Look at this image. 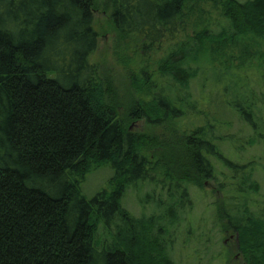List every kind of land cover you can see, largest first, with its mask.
Here are the masks:
<instances>
[{
    "label": "trees",
    "instance_id": "trees-1",
    "mask_svg": "<svg viewBox=\"0 0 264 264\" xmlns=\"http://www.w3.org/2000/svg\"><path fill=\"white\" fill-rule=\"evenodd\" d=\"M109 28L123 93L90 60ZM263 37L264 0H0V264H175L160 240L165 218L135 216L122 198L153 183L189 200L188 187L204 189L218 164L231 173L217 185L229 195L215 201L221 232H234L245 264H264L255 168L221 154L201 110L205 72H239L257 55L254 71ZM186 116L198 125L184 129ZM102 167L113 170L110 189L88 199L81 184ZM111 226L110 242L100 240Z\"/></svg>",
    "mask_w": 264,
    "mask_h": 264
},
{
    "label": "rangeland",
    "instance_id": "rangeland-1",
    "mask_svg": "<svg viewBox=\"0 0 264 264\" xmlns=\"http://www.w3.org/2000/svg\"><path fill=\"white\" fill-rule=\"evenodd\" d=\"M206 8L210 11L213 22L222 21L209 5H206ZM95 15V28L99 31L107 27L101 26L106 24L107 16L104 11H96ZM100 32L96 50L90 60L109 67L120 92L123 93L125 70L113 55V30L109 28ZM256 44V50L259 48L258 51L263 52L264 37L259 38ZM232 54L237 57L239 51L234 49ZM156 56L158 55L153 58ZM238 62L237 59L233 60L234 65ZM257 62V55H254L245 68H235L239 72L230 69H221L214 73L211 70L206 71L203 80L207 88H204L206 94L201 103V110L204 112L205 122L214 130L221 154L235 164H248L247 167L255 168L253 179L258 183L259 191L251 196L250 207L255 211L264 212V87H259V84H264V62L252 71ZM244 69L247 72H244ZM252 84L257 92L251 88ZM192 92L194 95L198 93L196 83L192 86ZM239 109L245 110L252 117L255 128L240 115ZM131 125L134 129L143 126L141 121L132 122ZM196 125L198 122L191 116L181 120L184 129L190 130ZM253 141L254 144L250 145ZM216 167L219 174L216 179H210V182L217 185L225 183V176L231 174L229 169L219 164ZM235 169L237 170V167ZM112 174L113 170L108 167L88 174L81 184L83 194L90 199L96 192L104 188L110 189L109 179ZM220 188L222 191L217 194L209 188L199 190L189 186L187 200L178 197L176 190L174 196L169 198L161 191L159 185L140 183L125 192L122 205L138 217L161 214L165 218L157 221L161 227L160 240L168 244L166 247L175 264H245L243 255L236 249L234 232L228 231L227 235H224L216 218L215 201L222 198L229 202L224 185ZM182 204H186V208L180 212L178 206ZM114 231L113 226L110 227V232H105L104 228L100 227L98 238L110 242L111 233Z\"/></svg>",
    "mask_w": 264,
    "mask_h": 264
},
{
    "label": "flooded vegetation",
    "instance_id": "flooded-vegetation-1",
    "mask_svg": "<svg viewBox=\"0 0 264 264\" xmlns=\"http://www.w3.org/2000/svg\"><path fill=\"white\" fill-rule=\"evenodd\" d=\"M202 186H203V188H209L212 192H215L217 194L220 193V189L217 187V184L216 183H211L210 179L203 180ZM222 233L224 235H227L228 232L227 231H222Z\"/></svg>",
    "mask_w": 264,
    "mask_h": 264
}]
</instances>
